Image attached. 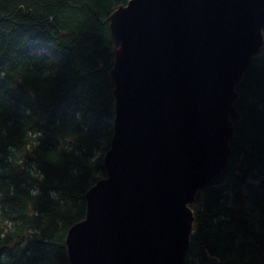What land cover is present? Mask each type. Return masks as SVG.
Instances as JSON below:
<instances>
[{"label":"trees","instance_id":"trees-1","mask_svg":"<svg viewBox=\"0 0 264 264\" xmlns=\"http://www.w3.org/2000/svg\"><path fill=\"white\" fill-rule=\"evenodd\" d=\"M128 1L0 0V264H69L68 229L85 217V194L106 175L114 119L109 16ZM262 34L235 84L239 117L228 161L189 204L183 264H264V27ZM29 130L41 133L39 146L21 152L23 167L13 165L9 149H23ZM69 133L75 143L65 151ZM96 152L101 158L91 164ZM33 165L43 180L29 174Z\"/></svg>","mask_w":264,"mask_h":264},{"label":"water","instance_id":"water-1","mask_svg":"<svg viewBox=\"0 0 264 264\" xmlns=\"http://www.w3.org/2000/svg\"><path fill=\"white\" fill-rule=\"evenodd\" d=\"M263 27L264 0H129L110 14L113 133L66 234L69 264H183L189 204L228 161L235 84Z\"/></svg>","mask_w":264,"mask_h":264},{"label":"clouds","instance_id":"clouds-1","mask_svg":"<svg viewBox=\"0 0 264 264\" xmlns=\"http://www.w3.org/2000/svg\"><path fill=\"white\" fill-rule=\"evenodd\" d=\"M41 136V133L39 131L35 130H29L26 132V135L24 137L25 143L23 145V149H17L14 147H10V152L12 155L8 157V160L11 164L13 165H19L20 167L24 166V160L21 156V152L24 153H30L33 151L34 148L39 146V137ZM75 143V134L69 133L67 136H65L62 140V145H63V150L65 151H72V147L70 143ZM60 149L57 148L56 150H53L52 152L49 153V158L52 163H57L60 160ZM101 158L100 152H96L91 158H90V163L91 164H96L97 161ZM31 176H33L36 179L43 180L44 175L42 172H39L38 170L35 169V165H33V169L29 173ZM30 195L35 197L39 195V189L38 188H33L30 190ZM50 195L53 196V198L56 197V193H50Z\"/></svg>","mask_w":264,"mask_h":264}]
</instances>
